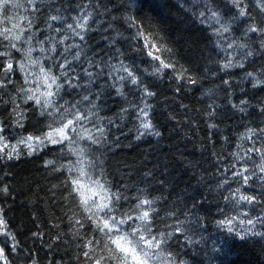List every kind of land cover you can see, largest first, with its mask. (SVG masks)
Returning <instances> with one entry per match:
<instances>
[{
	"label": "trees",
	"instance_id": "16d2710c",
	"mask_svg": "<svg viewBox=\"0 0 264 264\" xmlns=\"http://www.w3.org/2000/svg\"><path fill=\"white\" fill-rule=\"evenodd\" d=\"M85 2L93 13L85 40L72 37L64 44L55 43L63 34L46 28L48 15L56 14L59 8L72 23L78 5ZM259 2L264 4V0ZM242 6L249 15L234 20L238 9L232 0H208L207 5L205 0H46L34 21L33 31H40L31 46L39 48L38 42L45 41V48L55 45L57 51H34L32 57L57 58L68 45L82 46L80 61H73L82 87L62 91L61 95L71 102L87 94L95 103L92 107L84 101L82 109L95 114L89 127L94 124L103 128L102 136L96 133L100 145L92 146L99 157L97 171H103L114 190L119 186L130 197L144 190L155 199L161 231L183 229V235H173L153 264H171L168 252L173 253L176 264H264V223L255 227L247 224L248 219L264 218V201L249 206L237 205L231 198L225 200L237 187L236 178L226 169L237 163L234 153L245 156V149L251 147L240 137L249 129H264V83L253 87L255 81L247 76L252 72L256 79L264 80V49L255 33L245 35L251 24L264 27V11L258 0H243ZM209 8L219 14L221 23L208 19ZM202 11L204 16L200 15ZM22 15L30 13L24 9L7 13L9 17ZM12 22L7 27L11 28ZM221 24L229 26V31L217 35ZM145 36L160 49L155 54L171 67L161 68L159 61L147 55ZM50 37L55 40L49 42ZM230 43L232 48L228 47ZM241 44L247 47L241 49ZM21 47L26 49L28 45ZM249 49L256 54L245 58ZM5 50L11 52L13 70L3 71L9 57H0V127L4 129L0 135L9 145L5 152L16 145L12 159H0V217L15 237L13 241L0 235L6 264H93L83 255L87 250L83 244L91 238V224L79 199L71 193V174L61 167L75 157L64 155L63 145L45 140L41 146L35 141L47 134L53 119L42 116L34 101L25 103L30 93L22 89L36 87L28 72L38 73L39 68L21 71L18 64L25 62L22 52ZM76 51L72 48L66 55L71 59ZM121 61L134 68L137 85L130 79L110 78L112 66L119 67ZM229 61L233 65L241 62L243 67L225 69L223 65ZM41 63L52 67L53 60L42 59ZM156 68L161 70L157 72ZM85 69L93 73L90 85ZM52 71L59 70L53 67ZM26 77L33 83H25ZM145 89L152 95L146 96ZM141 108L147 111L152 125L148 132L140 127ZM18 120L22 127L17 126ZM142 132L145 134L141 136ZM29 135L34 138L32 148L17 143ZM48 161L53 163L49 165ZM258 162L256 155L246 161L250 172L258 173ZM244 163H237V169ZM58 168L60 171L55 170ZM226 178L228 184L224 183ZM250 184L253 187L249 191H264V180L258 176H253ZM232 216L237 219L232 223L233 233H228L217 222ZM77 220L84 228L76 224ZM247 229L261 235L246 234ZM92 255L98 258L101 253L97 249ZM0 264L5 261L0 260Z\"/></svg>",
	"mask_w": 264,
	"mask_h": 264
},
{
	"label": "snow or ice",
	"instance_id": "6c2138e0",
	"mask_svg": "<svg viewBox=\"0 0 264 264\" xmlns=\"http://www.w3.org/2000/svg\"><path fill=\"white\" fill-rule=\"evenodd\" d=\"M45 2L46 0H0V20L3 21L2 26H0V57H9L8 62L3 67V71L7 73L13 70L10 58L11 52L5 49H14L22 52L26 63L21 62L18 64L21 71H25L28 67L39 68L38 73L28 72V76L34 77L36 87H29L22 89V91L30 93L26 96L25 103L27 101H34L35 105L39 106L42 116L47 114L53 117L48 125L49 131L44 137H36V143L43 146L45 140H47L53 145H63L64 149H66V151L62 149L64 155L75 157L74 160L69 159L68 164L61 167L71 174L68 177V181L71 184V193L75 194L74 198L79 199V205L87 213V220L91 224V238H87L86 243L83 244V247L87 249L83 252V255L87 259L93 260V264H104L106 260L110 264H153L154 258H158L164 253V246L168 244L173 235H183V229L176 227L174 232L161 231L157 224L159 215L154 206L156 204L155 199L149 198L144 190H141L132 197L126 191L120 190L119 186L114 190L113 185L104 176L103 171H97V160H99V157L95 156L92 146L100 145V137L96 133L99 132L102 136L103 128H96L94 124L93 127H89L88 125L93 123L92 116L95 114L82 109L84 101H88L92 107H95V103L89 100V95L87 94H82V98L71 102L61 95L62 91L75 90L82 87L78 83L80 73L77 72L73 64V61H80L83 51L82 46L80 44L68 45L65 47L64 52L59 53L57 58L46 55L32 57L34 51H39L42 54L48 52L55 53L57 51L55 45L50 49L45 48V41L38 42L39 48L31 46L36 32L40 31L39 28L33 31L34 21L38 19V15L41 13L40 5ZM207 2L208 0H205L206 5ZM232 4L238 9V17L234 16V20L249 15L246 7L242 6L243 0H232ZM258 6L261 8V11H264V4L260 3L259 0ZM11 9H24L30 15L9 17L7 13ZM78 9V14L71 17L72 23H69L67 18L61 15V9L59 8L56 9V14L48 15L46 28L55 33L63 34V38L59 40H55V37L48 38L49 42L55 40V43L64 44L66 40L72 37H78L80 41L85 40L87 32L91 30L90 21L93 18V13L89 10L88 2L79 4ZM208 11L211 12L209 20L214 23H221L217 12L210 8ZM204 14L203 11L200 13L201 16H204ZM8 22H12L11 28L7 27ZM228 31L229 26L221 24L220 29L216 30V34L221 35L223 32ZM249 33L256 34V38L261 43V48L264 49V27L251 24L245 29V35ZM140 35L143 36V33H140ZM143 38L145 48L148 49L147 55L152 57L153 60L159 61L161 68L171 67L170 64L165 63L160 56L155 54L160 49L155 44H152L146 36ZM24 44L28 45L26 49L21 47ZM228 47L232 48L233 45L230 43ZM239 47L244 49L247 45L241 44ZM72 48H77L78 51L69 59L66 53L70 52ZM254 54L256 53L249 49L244 53V57H251ZM42 59H52V67L46 68L41 63ZM56 59H60L61 62L56 63ZM233 66L243 67V63L238 62L233 65L229 61L223 65L225 69ZM53 67L59 70L58 73H53ZM112 68L113 71L110 73V78H115L118 81L130 79L131 84H138V77L133 67L125 65L121 61L119 67L113 65ZM161 68H156V71L159 72ZM119 72L126 73V76L117 75ZM84 74L89 77L88 84L90 85L93 73L85 69ZM97 75H102V73H97ZM247 76L252 77L255 81L253 87L264 83V80L256 79L252 72L247 73ZM25 83L31 84L33 80H29L26 77ZM0 86L3 85L0 84ZM116 90L120 93L119 87ZM68 94L71 95L72 93L68 92ZM145 95L151 96L152 93L145 89ZM138 116L141 119L140 127L148 132L152 128V125L147 119V111L141 108ZM17 126H23L19 120L17 121ZM3 131L4 129L0 127V133ZM144 134V132L140 133L141 136ZM156 134L159 135V133ZM139 138L140 136H137V139ZM240 139H247L251 147L245 149V156L234 153L237 163L245 161L239 169H237V163H233L229 169H226V171H231L232 177L236 178L237 187L230 197H225V200L231 198L235 200L237 205L246 203L249 206H254L264 201V191H261L259 194L249 191L253 187L250 184L253 176H258L259 179L264 180V129H260L259 132L249 129L247 135H242ZM33 140V136L29 135L26 140H21L17 143H25L29 148H32ZM0 142H3L0 145V154H3L0 155V159L4 156L7 159H12L13 154L16 152V145L11 146V150L5 152V149H8L9 145L5 142L3 135H0ZM238 147H241V145H238ZM253 155L259 157V162L256 163L259 175L257 172H250L246 163L248 160H253ZM47 163L51 165L53 162L48 161ZM233 169L236 170L232 171ZM55 170L60 171L59 168ZM224 183L228 184L229 180L226 178ZM241 189L245 191H241ZM3 191H7V189H3ZM243 215L247 216L248 213L244 212ZM236 219V216H232L230 219L218 221L217 224L228 233H233L232 223ZM178 223L182 222L178 221ZM240 223L243 224L245 222L240 221ZM256 223H264V218L257 217L255 220H247V224L253 227H255ZM76 224L80 228H84V224L80 220H77ZM248 233L261 235L260 232L253 233L252 229H247L246 234ZM0 235H7L9 239L15 241V237L7 231V223L2 217H0ZM81 235L85 237L87 234ZM235 235L240 236L241 239L244 238L239 232H236ZM185 239L189 243H194V241H191L187 237ZM97 249L101 255L98 258H94L92 254ZM13 250H15V244H13ZM105 252L107 255L104 254ZM167 255L171 264H176L173 259V253L168 252ZM6 259L5 249L0 248V260H4L6 264ZM181 264H184V262L181 261Z\"/></svg>",
	"mask_w": 264,
	"mask_h": 264
}]
</instances>
